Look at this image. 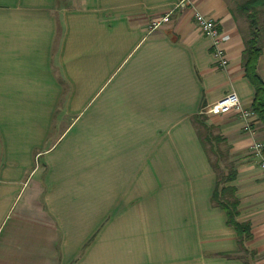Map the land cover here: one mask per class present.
<instances>
[{
    "label": "crops",
    "instance_id": "obj_1",
    "mask_svg": "<svg viewBox=\"0 0 264 264\" xmlns=\"http://www.w3.org/2000/svg\"><path fill=\"white\" fill-rule=\"evenodd\" d=\"M248 1L190 0L148 31L178 0H0V264H264L262 125L208 117L249 228L239 252L195 122L230 92L251 107L241 58L264 0ZM195 12L229 37L224 69Z\"/></svg>",
    "mask_w": 264,
    "mask_h": 264
},
{
    "label": "trees",
    "instance_id": "obj_2",
    "mask_svg": "<svg viewBox=\"0 0 264 264\" xmlns=\"http://www.w3.org/2000/svg\"><path fill=\"white\" fill-rule=\"evenodd\" d=\"M259 0H249L243 9L249 8L252 12L255 10L256 4L258 5ZM254 13L248 15L249 20L253 21ZM263 43L259 44V37L257 32L250 31L248 39L244 43V50L242 53V66L244 70V75L247 80L250 82L251 86L254 89L255 95L254 100L249 108L258 118L259 122L262 125V132L264 135V84L259 78L256 72V63L257 59L261 54ZM199 115H197L198 117ZM196 117V119H197ZM195 119V120H196ZM199 135V134H198ZM201 145L204 149L203 142ZM264 157V148L262 151ZM211 168L216 174L215 188L211 197V202L224 211L226 215V223L228 226H231L237 236V244L239 246V252H245L244 242L249 239L250 233L249 228L245 224H239L236 220L238 215L237 210V200L234 197V188L225 186L227 183L231 182L234 177V171L229 170L226 174H219L218 167L215 164H212L209 160ZM243 250V251H242Z\"/></svg>",
    "mask_w": 264,
    "mask_h": 264
},
{
    "label": "built area",
    "instance_id": "obj_3",
    "mask_svg": "<svg viewBox=\"0 0 264 264\" xmlns=\"http://www.w3.org/2000/svg\"><path fill=\"white\" fill-rule=\"evenodd\" d=\"M190 5V0H178L172 11L165 13L160 19L152 20L149 24L148 31L157 29L161 24L167 23L173 11L180 10ZM193 21L200 33L211 40V54L216 61L217 67L224 69L228 61L224 56L221 45L225 43L229 37L223 35L217 23L205 15L195 12ZM200 114L207 117L234 115L243 122V130L247 133H254V125L257 123V116L249 109L243 107L234 92L225 94L218 101L203 107ZM264 144L261 141H254L251 145V153L259 158V167L264 174V157L262 154Z\"/></svg>",
    "mask_w": 264,
    "mask_h": 264
},
{
    "label": "rangeland",
    "instance_id": "obj_4",
    "mask_svg": "<svg viewBox=\"0 0 264 264\" xmlns=\"http://www.w3.org/2000/svg\"><path fill=\"white\" fill-rule=\"evenodd\" d=\"M258 34L259 44L264 42V34ZM249 32L246 33L248 37ZM196 122V130L198 131L199 137L203 142L205 152L212 164L217 165L218 173L226 174L231 169L228 162V148L224 144V141L219 136L217 128L210 124V120L207 116L200 114ZM244 132V131H243ZM256 132V131H255Z\"/></svg>",
    "mask_w": 264,
    "mask_h": 264
}]
</instances>
